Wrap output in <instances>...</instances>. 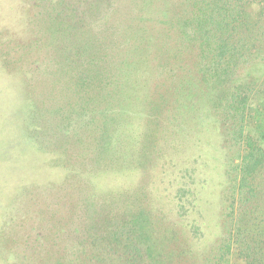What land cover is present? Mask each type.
<instances>
[{
    "label": "rangeland",
    "instance_id": "rangeland-1",
    "mask_svg": "<svg viewBox=\"0 0 264 264\" xmlns=\"http://www.w3.org/2000/svg\"><path fill=\"white\" fill-rule=\"evenodd\" d=\"M209 1L145 0L137 7V0H0V264H215L232 229L226 213L237 180L236 124L203 111L180 116L173 101L190 94L162 105L156 84L167 74H178L180 85L189 78L175 66L171 73L136 67L137 40L147 32L155 46L164 37L173 55L196 50L201 42L178 33L175 14L189 34ZM237 2L240 38L248 27L242 22L256 20L264 0ZM137 12L144 25L133 20ZM260 25L264 20H256L250 63L237 77L253 86L245 131L264 147ZM190 60L175 57L177 64ZM121 124H150L151 132L131 139ZM186 160L194 174H186ZM180 178L183 191L195 194L193 213L177 207L180 228L160 233L146 226L129 238L104 239L98 223L118 224V205L172 218ZM246 220L254 228L264 214ZM245 234L252 237L251 229ZM221 264L245 261L234 251Z\"/></svg>",
    "mask_w": 264,
    "mask_h": 264
},
{
    "label": "trees",
    "instance_id": "trees-1",
    "mask_svg": "<svg viewBox=\"0 0 264 264\" xmlns=\"http://www.w3.org/2000/svg\"><path fill=\"white\" fill-rule=\"evenodd\" d=\"M237 1L239 0H210L205 5V8L209 9V11H203V18L192 22L194 26L189 34L183 31L182 20L176 13L175 22L177 21L176 23L179 24L178 33L189 36L191 40L196 43L201 42V44L199 43L196 50H181L177 48L173 55L166 48L167 40L164 37L161 36L160 44L155 46L151 40V34L147 32L143 39L137 40V50L140 49L141 54L146 52L149 56L148 58H143L144 56L140 54L136 67L138 68L139 65L140 69L153 67L155 70L157 69L158 73L163 69H167L171 73V68L173 69L175 66V72H182L181 76L186 75L189 78L184 79L183 85H180L178 74L175 78L167 74V76L162 77V83L156 84L157 89L160 90L162 105L168 102L170 97H178L182 92L190 94L186 101L180 98H175L173 101L174 105L180 110L178 112V114L181 113L180 116H182L183 111L189 114H197L199 111H203L202 114L211 116L213 120L218 116L217 114H223L225 124H229L231 120V124H236V128H232V140L237 151V160L233 161L234 169L236 170L235 179L237 180L231 196V202L227 206L228 212L226 213L232 219V229L220 248V254L215 264H221L225 257L234 251L240 259L245 261V264H264V239L257 238L261 233H264V224L260 220L252 228V225H247L246 220L248 214L254 215L256 220L264 214V147L253 140L249 132L245 131L246 118L244 111H247V101L253 94V86L249 82L239 81L237 77V69L245 61L248 64L250 63L247 57H249L252 48H254V45H251V41L257 39L252 30L256 29L254 28L256 20H264V10L262 7L256 20L251 21V19L250 21L244 20L245 23L242 22L244 26L251 27V30H247L248 27L245 28L242 36L238 38L239 35L236 34V29L242 19L240 11L236 9L241 5H238ZM135 4L137 7H144L145 0H137ZM134 6L132 5L131 8ZM138 12L133 20H137L138 25H144L140 19L143 14L139 16ZM214 25H217L218 29H214ZM258 27L262 28V35L264 36V26L260 25ZM159 28L164 30L165 26ZM231 39H235V41L230 43ZM150 44L157 50L148 53L146 49L149 48ZM176 56L189 57L191 60L187 64L181 62L177 64L175 61ZM121 125L122 127L124 125L127 126L128 128L125 129H128V131L132 130L129 133V138L131 139L139 138L151 130L150 124ZM102 127L98 141L106 130L105 124ZM138 127L141 128L137 131L133 130ZM138 131H141V135L138 134ZM186 159H189L187 149ZM170 161H172V158ZM189 166H192L191 162L186 163V174H189V171L194 174L196 172H194L195 169ZM182 177L183 175H181ZM181 178L177 181L179 187L174 190L176 197L174 207H176V210L173 211L172 208V218L169 211L167 218L164 219L156 214L154 216L149 210L144 212L143 209H146L144 207L142 209L136 207L133 211L118 205V210H120L117 213L118 224L115 221L109 222L107 220H102L98 223V229L100 231L103 230L105 233L103 234L104 239H116L123 236L129 238L134 236V233L143 232L146 226L149 227L150 231L160 233H167L175 231L177 227L180 228L179 226L182 224L177 215V207L186 216L195 210V194L191 192L192 188L183 191ZM174 179L175 176L172 175L169 183H173ZM172 193L173 191L170 190L166 194L169 202L172 200ZM119 195L120 197L124 196V194ZM141 221H143L142 224ZM161 222L165 223L159 226ZM94 228L91 227L89 231L92 232ZM246 228L251 229L252 237H248L245 234ZM193 231H197L195 226Z\"/></svg>",
    "mask_w": 264,
    "mask_h": 264
}]
</instances>
